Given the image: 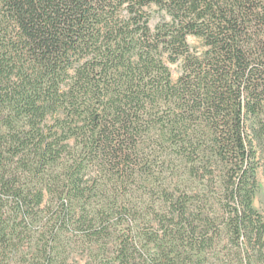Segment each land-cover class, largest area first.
<instances>
[{
  "label": "trees",
  "instance_id": "obj_1",
  "mask_svg": "<svg viewBox=\"0 0 264 264\" xmlns=\"http://www.w3.org/2000/svg\"><path fill=\"white\" fill-rule=\"evenodd\" d=\"M260 166L264 0H0V264H264Z\"/></svg>",
  "mask_w": 264,
  "mask_h": 264
},
{
  "label": "rangeland",
  "instance_id": "obj_2",
  "mask_svg": "<svg viewBox=\"0 0 264 264\" xmlns=\"http://www.w3.org/2000/svg\"><path fill=\"white\" fill-rule=\"evenodd\" d=\"M151 14L154 17H158V10L155 6H153L151 9ZM189 43L193 46L198 47L199 49H202V45L201 42L198 38L190 36L189 37ZM171 69L173 72V78H177L179 76L180 70L176 65H171ZM257 180H258V184H259V190L254 198L253 201V206L260 212H264V166H260V168L257 171ZM56 207V206H55ZM227 243L224 241L222 242L220 245L217 246H225ZM71 249L69 250L70 252V262L72 264H96L95 261L90 260L89 256L86 255V252L84 251V246L83 244H79L78 245H71L70 246ZM227 249V245L226 248H224V252L226 253ZM215 253V252H213ZM211 260L210 263L211 264H217V258L215 254H211ZM223 255V254H222Z\"/></svg>",
  "mask_w": 264,
  "mask_h": 264
}]
</instances>
